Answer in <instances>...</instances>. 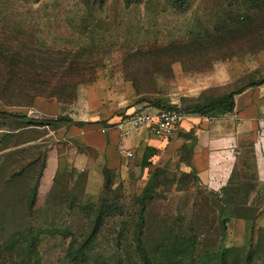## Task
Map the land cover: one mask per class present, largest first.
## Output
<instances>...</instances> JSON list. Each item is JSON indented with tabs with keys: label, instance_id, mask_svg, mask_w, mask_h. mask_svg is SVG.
I'll use <instances>...</instances> for the list:
<instances>
[{
	"label": "rangeland",
	"instance_id": "1",
	"mask_svg": "<svg viewBox=\"0 0 264 264\" xmlns=\"http://www.w3.org/2000/svg\"><path fill=\"white\" fill-rule=\"evenodd\" d=\"M261 81L264 13L242 0H0V111L64 120L0 116V264H264V96L253 132L217 115ZM164 108L186 114L171 135L129 123ZM218 120L205 182L191 159ZM121 125L109 188L90 191L63 159L106 157L73 135Z\"/></svg>",
	"mask_w": 264,
	"mask_h": 264
},
{
	"label": "crops",
	"instance_id": "2",
	"mask_svg": "<svg viewBox=\"0 0 264 264\" xmlns=\"http://www.w3.org/2000/svg\"><path fill=\"white\" fill-rule=\"evenodd\" d=\"M259 96H264V84L258 87L248 88L242 94L236 96L235 111L230 114L239 120L237 125L238 134L241 135L253 132L257 129V120L262 110L260 107ZM156 111L158 110L153 112ZM224 123V120L213 122L211 124L212 126H210V123H206L205 125H202V129L198 135L196 150L191 159V166L200 179L205 182L208 181L210 173L212 144L214 139L213 132H215L219 126L224 125ZM73 137L81 139L86 146L100 151L102 156L106 157V166L110 169L119 165V155L121 156L124 152L123 145L125 147L127 146L126 140L122 138V130L118 127L90 132L80 130L79 132H76ZM145 138L144 132H141L140 134L133 136L131 143H141ZM63 163L64 168H68L72 165L76 166L78 170H82L85 167H88L87 184L90 191L93 186L96 187V190H100L104 186L105 179L102 171L104 165L100 166L94 162L92 163L91 158L86 154L72 151L63 159Z\"/></svg>",
	"mask_w": 264,
	"mask_h": 264
},
{
	"label": "trees",
	"instance_id": "3",
	"mask_svg": "<svg viewBox=\"0 0 264 264\" xmlns=\"http://www.w3.org/2000/svg\"><path fill=\"white\" fill-rule=\"evenodd\" d=\"M169 4L174 8V9H185L189 6V0H168ZM243 6H246L248 10H258L260 13H264V0H242ZM250 15V14H249ZM264 83V81H261L259 83H252L249 84L245 87H242L238 90L231 91L228 93L222 102H227L229 103L227 108H222L219 112H217V115H225L227 113H233L235 111L236 107V101L235 98L237 95L242 94L246 89L248 88H253L256 86H260ZM1 85V84H0ZM218 103V102H215ZM214 104H211V107H213ZM206 108H203L202 106H197L194 108L193 113H199V114H205ZM0 116L1 117H9L15 120H22V121H28L29 123H42V124H57L61 123L64 120L62 119H52V120H41L37 118H29L27 115H18V114H12L9 112L5 111H0ZM82 125V124H79ZM110 174L111 170L108 167H105L103 169V175L105 179L104 187L107 189L109 188L110 185ZM227 192V191H226ZM231 193V192H230ZM146 192H144V195ZM144 216H145V210H144V204L142 205L139 213V222H138V227H137V236H136V242L137 245L140 249H143L142 245V230H143V222H144ZM252 257H251V252L249 251L246 256V264H252Z\"/></svg>",
	"mask_w": 264,
	"mask_h": 264
},
{
	"label": "built area",
	"instance_id": "4",
	"mask_svg": "<svg viewBox=\"0 0 264 264\" xmlns=\"http://www.w3.org/2000/svg\"><path fill=\"white\" fill-rule=\"evenodd\" d=\"M186 118V114L179 109L164 108L156 112L135 113L130 118L133 129L146 127L157 136L163 137L171 135L177 130ZM124 125L119 126L125 135L131 133V129H123Z\"/></svg>",
	"mask_w": 264,
	"mask_h": 264
}]
</instances>
